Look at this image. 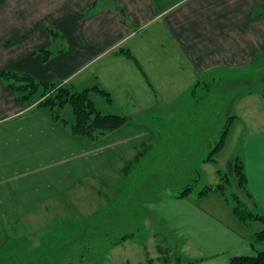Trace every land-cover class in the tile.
Wrapping results in <instances>:
<instances>
[{"label": "crops", "instance_id": "obj_1", "mask_svg": "<svg viewBox=\"0 0 264 264\" xmlns=\"http://www.w3.org/2000/svg\"><path fill=\"white\" fill-rule=\"evenodd\" d=\"M45 50L52 51L48 58ZM256 61H264V0H0V70L78 91L97 84L109 96L91 90L96 106L131 118L97 140L77 136L47 108H26L0 78V251L12 240L10 230L61 225L50 221L49 210L70 208L72 197L102 173L116 179L123 169L130 172L136 152L143 149L144 161L184 132L191 107L179 101L201 80ZM183 114L188 120L180 126L175 115ZM65 118L72 122L74 114ZM259 127L245 135L238 157L264 213ZM148 146L155 148L145 152ZM208 148L198 163L207 162ZM191 193L176 197L162 190L148 205L161 222L163 240L174 234L190 243L195 254L189 264H231L234 256L264 250L257 228L242 222L222 194Z\"/></svg>", "mask_w": 264, "mask_h": 264}, {"label": "trees", "instance_id": "obj_2", "mask_svg": "<svg viewBox=\"0 0 264 264\" xmlns=\"http://www.w3.org/2000/svg\"><path fill=\"white\" fill-rule=\"evenodd\" d=\"M50 32L53 36L57 34V31L53 29H50ZM51 53V50H45V58H48ZM129 56L132 55L129 54ZM0 78L7 83L26 108L32 106L47 108L54 120L62 121L72 134L77 136L97 140L120 128L131 119L119 113H104L96 106L90 95L91 90H98L109 96V93L97 84L78 91L62 82L40 81L31 74L8 69L0 70ZM195 90H193L194 95H196ZM68 104H71L73 108L74 120L72 122L64 116V109ZM208 112L206 107L194 105L191 108L189 124L183 132L185 137L176 136L168 141V144H165L166 155L162 154L163 148H161L150 153L141 165L139 164L135 180L117 197L121 200L124 195L125 200L117 211L115 210L116 204L109 206L94 213L89 220L77 225L75 231L67 237L57 241L56 239L46 240L32 249L18 239L8 240L6 247L0 251L2 257L0 264H76L75 260L80 262L87 258L100 257L116 244L129 238L144 237V225L141 220L144 204L155 202L161 196L162 190H168L176 197L190 195L200 173L198 160L201 150L207 146L210 147L211 151L207 161H214L216 152L224 147L235 115H229L227 124L219 132L218 139H215L213 124L218 119L214 118L212 111ZM157 155L159 163L154 165ZM219 173L222 181L206 185L197 195L203 196L218 192L232 204L234 214L242 222L252 224L258 221L264 225V213L260 211L248 187L244 160L237 157L228 164V171L225 174L221 170ZM175 181H179L182 190L170 188L177 183ZM136 182L142 183V189L139 193L132 195L130 188ZM230 186L233 192L229 194ZM247 200L251 201L255 209L249 208ZM103 221L106 224L101 227ZM87 228L93 230L94 233L84 234ZM255 238L257 241H264V228L255 231ZM56 243L69 245L70 253L67 256L60 254L63 248L55 246ZM231 264H264V250L255 255L234 256Z\"/></svg>", "mask_w": 264, "mask_h": 264}, {"label": "rangeland", "instance_id": "obj_3", "mask_svg": "<svg viewBox=\"0 0 264 264\" xmlns=\"http://www.w3.org/2000/svg\"><path fill=\"white\" fill-rule=\"evenodd\" d=\"M236 71L224 72V74H221L220 71L217 76L208 75L204 80L200 79L201 83L196 86V95L191 90L192 93L190 92L188 96L184 94L180 98L179 104L182 106L206 107L207 112L212 111L214 113V118L218 119L213 124L216 133L215 139H218L219 132L227 124L229 115L232 114L235 117L237 115V118H234L235 123L231 125L224 147L215 154V160L198 163L200 173L191 194L197 195L206 185L221 182L222 177L219 170L225 174L228 171V164L242 154L245 135L253 131L252 128L256 126H260L259 128L264 126V61H256ZM248 94H251L252 97ZM64 114L69 119L73 118L74 113L71 104L65 107ZM175 118L181 123L180 126H184L188 120L186 114L175 115ZM177 137L184 138L185 134L181 132ZM165 147L164 144L162 154L166 152ZM153 148L155 147L150 146L145 152H149ZM208 149V146L203 148L199 158L205 159L206 153L207 155L209 153ZM142 151L143 149L136 152L132 162L130 161L128 164L131 167L130 172L123 169L117 173L116 179H110L109 176L111 175L104 172L97 183L94 181L91 186L88 183L84 193H77L75 197H72V202H69L70 208L49 210L46 216L51 217L50 221L62 222L61 225L20 226L10 230L11 239L23 241L27 247L32 249L42 242H46V240L56 239L57 241L67 237L75 231L77 224L89 220L94 212L107 208L108 205L116 204L115 210L117 211L118 207H121V203L125 201L124 195L121 200L117 197L124 189L127 181L132 179L135 169L144 159L145 156ZM158 157L157 155L154 165L159 163ZM224 174L222 175L224 176ZM175 182H177L174 184L175 187L171 186L170 188L172 190L180 189L179 181ZM94 183L97 185L94 186ZM130 189L132 195L139 193L142 189V183L136 182ZM231 191L233 192V189L230 186L229 194ZM128 193L126 194L130 196ZM247 203L250 209H255L250 200H247ZM148 205L150 206V203L144 204V210L146 207L148 210H143L141 219L144 225V237H135L127 242H122L119 247L107 253L104 252L100 257L87 258L80 262L75 260L76 264H189L195 254L194 251L190 250V243L183 245L184 243L179 241L178 236L164 230L166 235L172 234V241L163 240V234L159 233L161 228L159 223L161 222L148 208ZM101 218L103 219V217ZM64 222L65 224H63ZM105 224L103 221L101 227ZM253 224L257 229L264 228V225L261 227L262 223L258 221ZM93 233L94 231L88 228L84 231V234L87 235ZM93 243L95 244L94 241ZM55 246L63 248V252L60 254L67 256L70 253L69 245L59 243ZM1 258L0 256V260Z\"/></svg>", "mask_w": 264, "mask_h": 264}]
</instances>
